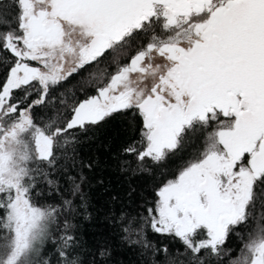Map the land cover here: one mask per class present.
<instances>
[{"label":"snow or ice","instance_id":"snow-or-ice-1","mask_svg":"<svg viewBox=\"0 0 264 264\" xmlns=\"http://www.w3.org/2000/svg\"><path fill=\"white\" fill-rule=\"evenodd\" d=\"M101 63L114 70L92 77L94 94L62 87ZM0 70V264H82L72 199L43 202L40 181L57 188L79 136L129 111L143 123L123 151L138 168L189 136L203 150L126 238L150 264H264V0H0ZM145 224L181 247L156 246Z\"/></svg>","mask_w":264,"mask_h":264},{"label":"trees","instance_id":"trees-1","mask_svg":"<svg viewBox=\"0 0 264 264\" xmlns=\"http://www.w3.org/2000/svg\"><path fill=\"white\" fill-rule=\"evenodd\" d=\"M113 70L110 64L101 63L79 78H70L62 87L83 98L85 92L92 93L96 83L93 76L99 77ZM142 123V118L131 111L114 114L81 134L73 158L64 162L63 169L51 173L50 178L57 181L58 190L47 186L41 178L40 189L48 194V199L43 202L58 203L61 196L73 201L71 233L77 238L75 254L82 264H150L153 259L150 251L132 242L139 237L126 238L123 226L131 216L146 217L145 209L154 205L159 187L174 179L180 169L203 150L202 137L189 136L165 159L155 163L148 161L145 168L140 169L134 156L126 155L123 150L138 139ZM89 164L90 168L87 167ZM73 182L79 184L80 189L69 196ZM144 232L153 244L167 245L170 252L181 247L178 240L162 238L146 224ZM62 234L63 225L53 233L54 240L45 245L47 258L56 259ZM239 245V239L230 236L225 247L233 249L231 255L235 256ZM101 248L107 249L110 255L102 259L98 255ZM158 258L163 261L162 254ZM227 260L228 257H224L218 264H227Z\"/></svg>","mask_w":264,"mask_h":264}]
</instances>
